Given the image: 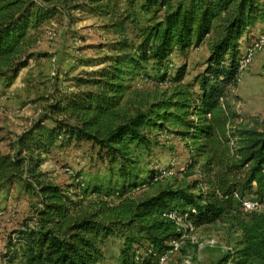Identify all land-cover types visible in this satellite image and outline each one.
Masks as SVG:
<instances>
[{
	"label": "trees",
	"instance_id": "1",
	"mask_svg": "<svg viewBox=\"0 0 264 264\" xmlns=\"http://www.w3.org/2000/svg\"><path fill=\"white\" fill-rule=\"evenodd\" d=\"M66 1L0 0V78L7 84L14 82L33 56L32 32L53 18ZM258 21L264 22V0H189L178 4L147 29L138 48L139 58L127 53V44H116L117 54L108 58L107 68L96 78L79 80L93 89L64 96L51 105L52 113L67 115L77 125L57 120L46 125L50 117L44 116L23 130L16 137L14 152L0 155V182L30 177L39 208L34 225L10 240L4 264H99L104 242L114 235L124 240L119 264H135L132 249L139 248L141 240L162 253L182 236L180 226L164 217L175 199L188 205L179 210L182 214L190 207L196 209L183 218L186 224L198 227L221 221L239 233L236 248L218 264H264V212L246 210L243 205L246 200L256 206L264 204V120H244L229 102L240 79L241 40L251 44V32ZM211 35L214 41L196 78L198 91L185 103L170 102L179 112L165 110L153 117L138 114L113 126L127 65L136 66L147 59L161 64L174 52L186 56ZM184 75L182 66L175 79L180 81ZM169 120L178 126L176 135L189 154L185 175H198L191 186L197 194L165 190L144 201L123 198L115 205L107 201L84 205L72 198L73 192L43 179L42 156L64 146L63 136L68 141L74 137L100 146L122 144L126 139L147 143L146 133Z\"/></svg>",
	"mask_w": 264,
	"mask_h": 264
},
{
	"label": "rangeland",
	"instance_id": "2",
	"mask_svg": "<svg viewBox=\"0 0 264 264\" xmlns=\"http://www.w3.org/2000/svg\"><path fill=\"white\" fill-rule=\"evenodd\" d=\"M188 2L166 0L162 5L150 0H67L53 18L32 32L33 56L14 82L9 85L0 78V155L13 153L16 137L44 116L50 117L45 120L46 125H53L54 120L77 125L67 115L52 113L51 105L64 96L93 89L79 84V80L96 78L99 71L107 68L108 58L117 54L116 44H127V53L139 58L138 48L147 29L178 4ZM258 23L252 31L253 39L264 35V22ZM213 41L211 35L186 56L174 52L161 64L147 59L136 66L127 65L113 126L138 114L153 117V113L162 114L165 110L179 112L170 102L185 103L186 98L196 94V78L204 68ZM247 48L241 40V51L245 53ZM182 66L185 75L178 81L176 72ZM229 102L244 120H264V42L241 71ZM177 127L173 120L152 127L146 133L147 143L126 139L122 144L100 146L74 137L68 141L63 136L64 146H56L42 156L43 179L73 192L72 198L84 205L102 201L115 205L123 198L144 201L165 190L197 194L191 186L198 175L186 176L183 171L190 158L185 143L176 135ZM173 202L178 211L188 208L181 200ZM37 208L39 199L30 177L0 182V264H4L10 240L34 225ZM255 209L264 212V204ZM179 230L180 239L169 243V248L174 243L178 248L163 264H218L236 248L239 236L229 223L221 221L198 227L183 222ZM139 244V248L132 249L139 255L135 264H160L150 257L145 240ZM123 246L122 236L109 237L103 244L99 264H119Z\"/></svg>",
	"mask_w": 264,
	"mask_h": 264
},
{
	"label": "built area",
	"instance_id": "3",
	"mask_svg": "<svg viewBox=\"0 0 264 264\" xmlns=\"http://www.w3.org/2000/svg\"><path fill=\"white\" fill-rule=\"evenodd\" d=\"M252 43L249 45V48H247L246 52L243 53V60L240 62V72L245 67L246 63L249 62L253 56L254 50L259 48L263 42H264V35H260L259 38L253 39ZM163 171L161 174H164ZM244 208L246 210H253L256 208V204L251 200H246L243 203ZM189 213L194 214L196 213V209L194 207H190L184 214L180 213L178 210L172 208L164 213V217L168 220H172L175 223H177L179 226L183 223V218L187 217ZM174 241V240H172ZM171 244V243H170ZM178 248V245L176 243L173 244L168 250L158 253L157 251H154L152 248L148 249L149 255L151 258L156 259L160 264H163L169 257V255ZM139 255L135 253V258L138 259Z\"/></svg>",
	"mask_w": 264,
	"mask_h": 264
},
{
	"label": "crops",
	"instance_id": "4",
	"mask_svg": "<svg viewBox=\"0 0 264 264\" xmlns=\"http://www.w3.org/2000/svg\"><path fill=\"white\" fill-rule=\"evenodd\" d=\"M259 22V21H258ZM256 23V26L259 24V23ZM264 24V23H263ZM256 26H255V28H256ZM255 28L252 30V31H254L255 30ZM253 34V32H251V35ZM252 37V36H251ZM243 40V39H242Z\"/></svg>",
	"mask_w": 264,
	"mask_h": 264
}]
</instances>
